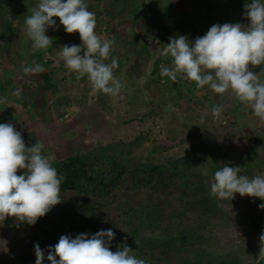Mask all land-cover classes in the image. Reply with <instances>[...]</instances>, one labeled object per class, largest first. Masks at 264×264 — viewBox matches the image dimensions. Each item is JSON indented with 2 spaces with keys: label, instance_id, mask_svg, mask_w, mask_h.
Masks as SVG:
<instances>
[{
  "label": "trees",
  "instance_id": "trees-1",
  "mask_svg": "<svg viewBox=\"0 0 264 264\" xmlns=\"http://www.w3.org/2000/svg\"><path fill=\"white\" fill-rule=\"evenodd\" d=\"M143 2H147L150 9L143 6ZM247 2L250 0H85L88 10L96 15L97 34L104 39L115 40L111 50V57L116 58L119 65L114 70L115 76L122 82V76L126 75L130 83L147 79L146 89L150 98L159 88L171 94L182 84L178 80L173 82L160 76L161 64L172 66V58L161 55L164 45L170 43V37L184 35L194 43L198 35L202 37L210 29L208 24L213 22L217 8L222 12V18L216 24L248 25L250 21L244 11ZM261 2L264 3V0ZM38 3L39 0H0V33L6 35L2 38L5 51H1L0 56L9 58V61L13 57L14 60L23 58L25 21ZM157 6L162 9L154 11ZM234 16L235 20H230ZM54 19L56 29L49 28L46 32L53 39L52 47L42 50V54L40 50L36 51L34 55L37 57H33L40 62L45 53L49 56V60L41 65L45 71L34 75L39 92L25 94V107L40 110L48 100L57 96L58 90L52 76L56 61L69 77L88 86L87 91L92 92L88 78L77 79V74L65 67L58 53L63 44L82 47L79 33L68 34L59 18ZM200 25L202 29L199 31ZM160 30L164 32V37ZM150 37L161 50L155 60L147 41ZM29 40L26 39L25 43L32 42ZM106 63H110V60ZM249 70L259 74L251 65ZM44 92L48 96L42 95ZM98 98L100 107L109 105L105 97ZM179 98L182 101L184 96L180 95ZM203 104L204 101L187 102L182 109L188 113L193 111V107L203 108ZM222 112L227 119L218 118L214 122L212 116L205 118L207 122L202 126L204 141L215 133L212 137L221 139L227 145L230 137L238 132L237 115L255 117L252 110L239 100L236 108L225 103ZM98 120H101L100 116ZM258 123L264 124V121L258 118ZM251 142L253 144L249 143L248 149L250 159H253L257 140ZM142 143V138H135L129 142L99 145L52 162V166L64 177L61 185L63 201L36 223L48 225L54 218L60 226L54 228L50 225L47 233L38 228L45 256L49 246H55L61 233L73 225L89 236L111 229L115 234L111 251H117L120 245L126 243L134 251L132 254L144 259L147 264H244L240 258L214 261L208 258L207 237L221 227L223 218L214 204L211 185L198 162L190 155L162 160L161 155L167 152L166 147L155 144L143 149ZM220 150L215 155L216 160L212 161L218 163L217 170L228 160H222L225 153ZM250 220L257 230L264 232L262 216L251 215ZM35 225L7 217L4 230L24 238ZM24 253L22 251L19 257L22 261L25 260ZM258 264H264V258Z\"/></svg>",
  "mask_w": 264,
  "mask_h": 264
},
{
  "label": "rangeland",
  "instance_id": "rangeland-1",
  "mask_svg": "<svg viewBox=\"0 0 264 264\" xmlns=\"http://www.w3.org/2000/svg\"><path fill=\"white\" fill-rule=\"evenodd\" d=\"M142 4L150 9L147 2ZM161 9L157 6L154 11ZM220 18L222 12L217 8L212 18L213 22L208 24L209 28L216 25ZM230 20H235V16ZM201 29L200 25L199 31ZM157 32L159 30L154 31ZM160 32L161 36L165 35L163 31ZM24 34L22 59L14 60L13 57L9 61V58L0 56V84L5 87L1 90L0 97H7L6 103H0V107L6 106L5 113L0 111V124L6 121L5 123L13 125L16 120L13 125L15 129L18 131L19 127H23L26 131L22 136L26 147L39 142L44 145V155H52L55 157L53 161H60L95 146L142 138L143 149L151 148L155 144L167 148V152L161 155L162 160L179 159L190 155L207 176L209 185L214 183V174L219 167L216 161L215 163L212 161L216 160L215 155L221 152L220 148L225 153L222 160L228 159L225 160L226 164L241 167L240 175L253 178L264 174V124L259 125L258 118L242 117L239 113L238 132L230 137L231 142L230 139L227 142L230 148L221 139L213 138L215 133L210 134V141H204L202 126L207 122L205 118L212 116V121L219 120L211 112L213 106H224L228 102L229 106L236 108L238 98L231 91L220 95L214 93L208 86L198 89L194 82L182 77L178 79L182 84L174 93L168 94L159 88L150 98L146 89L147 79L130 83L127 76L123 75L120 94L113 97L102 92H88V86L69 77L56 61L52 76L58 90L57 96L48 100L40 110L23 106L25 94L31 91L39 92L34 78L36 74H25L23 68L33 66V61L43 65L49 60L47 53L40 62L33 58L37 57L34 54L39 50L33 49V42L26 44L30 38ZM4 37L5 33H0V53L5 51V41L2 40ZM26 39L28 41L25 43ZM147 41L155 60L160 56V47L155 46L152 37ZM255 70L258 73L264 71V65L256 66ZM260 79L264 81V74H261ZM16 88L22 90V96L19 98L12 95ZM173 88L175 89L176 85ZM42 95L48 96L45 92ZM180 95L184 96L182 101L179 100ZM100 96L105 97L104 99L110 102L109 105L100 107L98 101ZM201 101H204L203 108L193 107V111L188 113L182 109L187 102ZM105 107L108 109L104 110ZM23 114L25 118L17 120L18 117L21 119ZM98 115L101 120H98ZM219 118L227 119V116L222 112ZM254 139L257 140L254 144L255 155L250 159L248 146L249 143L253 144L251 141ZM19 172L24 170H18ZM213 201L223 220L221 227L207 237L208 258L213 261L240 258L244 264H258L262 259L259 257V237L264 232L255 228L250 222V216H262L264 220V210L259 207L264 201L254 197H241L238 193L232 201L220 200L214 196ZM4 222L5 220H0V264H36L35 245L39 244L40 248L42 245L39 229L47 233L50 225L54 228L60 227L56 224L58 220L53 218L48 225L36 224L30 233L22 238L5 231ZM81 233L84 232L71 225L60 236L70 235L75 238ZM22 251H25L23 261L19 258ZM44 264H50L46 256Z\"/></svg>",
  "mask_w": 264,
  "mask_h": 264
},
{
  "label": "clouds",
  "instance_id": "clouds-1",
  "mask_svg": "<svg viewBox=\"0 0 264 264\" xmlns=\"http://www.w3.org/2000/svg\"><path fill=\"white\" fill-rule=\"evenodd\" d=\"M248 25L240 23L216 24L192 43L184 35L170 37L161 55L172 58V66L161 64L160 76L173 82L178 76L194 82L198 89L208 86L216 94L231 91L259 120L264 121V81L249 66L264 65V3L250 0L244 5ZM68 34L79 33L83 46L64 45L60 57L65 67L77 74V79L87 77L92 92H102L116 97L122 84L115 76L118 60L111 57L114 39H104L95 31L97 18L88 10L85 0H39L26 18V35L34 50L52 47L53 39L46 35L49 28L56 29V20ZM58 30V29H57ZM83 53V54H81ZM110 63H106L109 61ZM23 68L25 74H40L44 67L32 62ZM13 96L21 97L16 88ZM7 97H0L6 103ZM223 106H213L211 112L219 118ZM44 145L36 142L31 147L11 123L0 124V220L13 217L17 221L35 225L60 204L64 177L52 166V155L43 154ZM18 170L24 174L18 175ZM241 167L230 164L217 170L211 195L231 201L238 193L241 197H254L264 201V174L249 178L240 175ZM264 210V203L259 205ZM115 234L111 229L100 230L89 236L81 233L75 238L62 235L55 246H49L47 260L50 264H147L138 259L126 243L111 251ZM259 257L264 258V233L259 237ZM36 264H44L45 253L35 245ZM59 257V259H57Z\"/></svg>",
  "mask_w": 264,
  "mask_h": 264
},
{
  "label": "crops",
  "instance_id": "crops-1",
  "mask_svg": "<svg viewBox=\"0 0 264 264\" xmlns=\"http://www.w3.org/2000/svg\"><path fill=\"white\" fill-rule=\"evenodd\" d=\"M3 89H5L4 85H3V84H0V92H1V90H3ZM10 90H11V89H10ZM11 91H13V90H11ZM4 107H6V106H1V107H0V111L3 112V113L6 112V110H4ZM24 118H25V114H23V116H22L21 119L18 117L17 120H23ZM13 120H14V119H13ZM4 121H5V119H4ZM15 121H16V120H15ZM15 121H14V122H15ZM5 122H6V121H5ZM5 122H2V123H5ZM14 122H13V125H14ZM17 122H18V121H17ZM21 122H23V121H21ZM2 123H1V124H2ZM22 125H23V124H22ZM20 129H21V130H20ZM18 132H20L22 136L26 134V131L23 129V127H19Z\"/></svg>",
  "mask_w": 264,
  "mask_h": 264
}]
</instances>
